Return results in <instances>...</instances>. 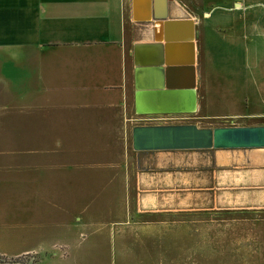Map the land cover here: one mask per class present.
Listing matches in <instances>:
<instances>
[{
  "label": "crops",
  "instance_id": "1",
  "mask_svg": "<svg viewBox=\"0 0 264 264\" xmlns=\"http://www.w3.org/2000/svg\"><path fill=\"white\" fill-rule=\"evenodd\" d=\"M167 14L192 20L196 107L205 103L197 74L215 43L237 42L238 55L240 47L252 55L255 92L264 96V0H168ZM147 35L151 22L131 17V0H0L2 254L33 252L36 264H68V246L100 230L87 220L96 214L86 202L96 188L90 170L101 162L115 167L109 157L120 142L124 151L134 113L132 44ZM3 68L20 74L11 80ZM259 103L242 115L264 118V97ZM211 149L202 155L221 169L231 207H264V147ZM127 163L131 175L133 159ZM98 207L111 212L107 198ZM113 226L134 231L135 224Z\"/></svg>",
  "mask_w": 264,
  "mask_h": 264
},
{
  "label": "rangeland",
  "instance_id": "2",
  "mask_svg": "<svg viewBox=\"0 0 264 264\" xmlns=\"http://www.w3.org/2000/svg\"><path fill=\"white\" fill-rule=\"evenodd\" d=\"M239 52L237 42L233 48L213 44L208 65L202 64L197 74L205 88L204 108L200 101L199 107L188 113L134 112L130 124L172 122L213 127L264 122V118L242 115L261 106L264 96L255 92V72L249 64L252 55L244 56L241 47ZM3 69L11 80L20 74L12 68ZM230 112L241 115H225ZM129 126L122 136L124 151L119 140V151L109 157L116 166L101 162L90 170L96 188L86 202L96 214L87 220L101 227L96 232L84 231L76 244L68 246V264H264V207H231L235 199L221 191V169L211 164L209 155H202L212 149L134 150ZM6 138L13 142L14 136ZM130 158L134 162L131 175ZM207 182L214 185L208 193L203 188ZM173 186L179 190L172 191ZM99 198L110 201V213L98 212ZM126 222L135 224L134 231H117L113 226ZM0 251L8 248L0 246Z\"/></svg>",
  "mask_w": 264,
  "mask_h": 264
},
{
  "label": "water",
  "instance_id": "3",
  "mask_svg": "<svg viewBox=\"0 0 264 264\" xmlns=\"http://www.w3.org/2000/svg\"><path fill=\"white\" fill-rule=\"evenodd\" d=\"M167 2L131 0V17L152 26L150 40L132 44L133 110L138 114L196 110L192 20L168 17ZM130 140L134 150L264 147V124H136Z\"/></svg>",
  "mask_w": 264,
  "mask_h": 264
},
{
  "label": "built area",
  "instance_id": "4",
  "mask_svg": "<svg viewBox=\"0 0 264 264\" xmlns=\"http://www.w3.org/2000/svg\"><path fill=\"white\" fill-rule=\"evenodd\" d=\"M0 264H35V256L32 252H25L14 256L0 255Z\"/></svg>",
  "mask_w": 264,
  "mask_h": 264
},
{
  "label": "bare ground",
  "instance_id": "5",
  "mask_svg": "<svg viewBox=\"0 0 264 264\" xmlns=\"http://www.w3.org/2000/svg\"><path fill=\"white\" fill-rule=\"evenodd\" d=\"M139 3V2H138Z\"/></svg>",
  "mask_w": 264,
  "mask_h": 264
}]
</instances>
